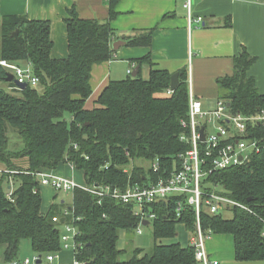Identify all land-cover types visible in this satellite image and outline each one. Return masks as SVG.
Masks as SVG:
<instances>
[{
	"label": "trees",
	"instance_id": "trees-1",
	"mask_svg": "<svg viewBox=\"0 0 264 264\" xmlns=\"http://www.w3.org/2000/svg\"><path fill=\"white\" fill-rule=\"evenodd\" d=\"M120 1L109 0L110 13L105 21L83 19L74 9L70 11L66 19L69 54L62 59L51 56L53 41L48 20L3 16L0 12L1 59L30 63L39 79L37 86L28 84L19 89L14 81H6L10 72L0 66V82L19 92L17 96L0 89V168L13 171L0 174V246H5V262L19 259L21 240L29 239L43 258L41 264H54L47 256L62 249L60 226L66 223L79 230L75 258L82 264L196 263L195 247L190 243L183 246L162 242L177 236L179 224L192 235L196 232L197 215L192 206H186L177 216L179 197L151 206L150 211L156 214L151 222L154 244L148 251L135 248L125 260L121 257L126 249L118 246L120 231H134L141 221L133 203L111 197L100 203L96 195L76 189L68 207L61 202L46 212L42 210L35 171L54 170L60 163L74 162L85 172L89 186L126 189L170 175L180 166L179 154L190 149L181 141V135L189 131L182 126V121L189 118L190 107L186 67L179 71V84L169 94L172 74L154 69L151 55L137 59L138 65L150 67L148 78L139 69L136 77L110 81L97 107L85 108L92 94L93 66L116 57L112 21L119 15L116 8ZM154 32L152 28L129 36L125 38L127 45L151 46ZM257 60L243 49L233 58L232 74L216 80L218 99L233 113L251 115L264 109V94L249 75ZM9 127L23 140L19 150L9 148ZM252 135L264 138V127L257 126ZM139 161L149 164L145 167ZM154 162L160 164V171L154 172ZM207 180L219 185L220 194L246 205L250 211L234 206L229 209L232 217L225 218L222 213L202 209V231L232 235L237 261L264 260V152L252 155L242 165L215 171ZM11 182L14 191L10 199Z\"/></svg>",
	"mask_w": 264,
	"mask_h": 264
},
{
	"label": "crops",
	"instance_id": "crops-1",
	"mask_svg": "<svg viewBox=\"0 0 264 264\" xmlns=\"http://www.w3.org/2000/svg\"><path fill=\"white\" fill-rule=\"evenodd\" d=\"M187 1L121 0L118 3L119 15L112 21L116 31L113 41L154 28L152 45H125L116 51L114 59L95 64L90 80L92 94L85 108L97 107L105 87L110 81L126 79L132 65L133 73L138 74L141 69L143 77V73L149 76L150 67L136 62L147 55H151L154 69L174 74L188 68L194 94L201 100L203 109L213 110L219 101L217 78L232 74L233 58L246 49L258 58L249 75L254 77L258 91L264 94V0H193L191 13L196 20L191 24ZM73 9L80 18L100 21L107 20L110 13L109 0H0L3 16H26L50 22L54 59L66 58L69 54L66 19ZM198 18L202 21L197 22ZM2 88L12 90L0 82ZM68 163L72 169L76 168L74 162ZM43 188L53 191L55 196L53 188ZM55 203L42 210L48 211ZM206 247L212 264H264V260L237 261L234 237L229 234L210 235ZM4 252L5 246L0 264L5 263Z\"/></svg>",
	"mask_w": 264,
	"mask_h": 264
},
{
	"label": "built area",
	"instance_id": "built-area-1",
	"mask_svg": "<svg viewBox=\"0 0 264 264\" xmlns=\"http://www.w3.org/2000/svg\"><path fill=\"white\" fill-rule=\"evenodd\" d=\"M193 0H188L186 7L189 11L190 24L196 20L191 13V4ZM198 18L197 22H201ZM0 66L12 73L20 83H27L32 86L39 84V79L35 75L32 65H20L15 62H9L1 59ZM134 65L128 69V75L133 74ZM173 90L170 89V94ZM190 107L189 118L182 121V126L188 128V133L181 135V141L190 145V149L179 154V168H175L170 175L161 177L155 182H150L145 186L130 185L126 189L119 187L112 188L109 185L89 186L79 184L72 178L58 175L49 169L35 171L33 175L39 181L41 187H51L55 191L68 193L76 189H83L96 195L101 203L106 197L120 200L123 203H133L135 205V215L139 216L141 221L137 228V233L142 234L144 221L149 225L156 214L150 211L153 204L166 201L170 197H179L181 200L176 209L177 216H181L186 206H192L197 215V229L190 240V244L195 247V264H212L207 247L206 237L212 233L205 234L202 231L200 215L202 209L211 214L223 213L231 207L238 206L245 210L250 209L228 196L220 194L217 189L218 184L210 183L207 179L215 171L225 170L234 166L244 164L252 155H258L264 152V138H257L252 135L257 126L264 127V109L258 112L245 115L241 112L233 113L226 106L225 102L219 100L213 110L203 109L201 100L194 94L190 87ZM213 123L217 132L208 133V125ZM204 129L205 140H202L201 130ZM77 147V146H75ZM242 155V159L240 156ZM160 164L154 162L152 168L154 172L160 171ZM108 168V166H106ZM125 172H128L126 169ZM13 173V171L0 168V174ZM38 189H35V192ZM14 188L13 183L8 187V197L11 199ZM65 214H69L65 211ZM66 233H62V244L66 249L71 248L75 253L77 249L76 237L79 230L73 224L64 223ZM70 242H73L71 245ZM57 254H50L47 260L51 263L57 258ZM39 255L36 254L33 259L24 260L14 259L3 264H36ZM73 264H82L76 258Z\"/></svg>",
	"mask_w": 264,
	"mask_h": 264
},
{
	"label": "rangeland",
	"instance_id": "rangeland-1",
	"mask_svg": "<svg viewBox=\"0 0 264 264\" xmlns=\"http://www.w3.org/2000/svg\"><path fill=\"white\" fill-rule=\"evenodd\" d=\"M145 75L144 78H148V74L143 73ZM191 85V84H190ZM13 95L19 96V92H16L15 90H11L10 92ZM208 133L215 134L217 132L215 125L213 123H210L208 125ZM9 136V148L13 150H19L23 147V140L20 137V135L12 128L9 127L8 131ZM141 165L147 167L149 163L139 161ZM55 173L62 176L72 177L75 181H77L79 184H86L85 179V172L82 169L75 168L72 169L71 164L68 162L60 163L56 169H54ZM221 190V189H219ZM40 193L42 197V207L48 208L50 204L54 201L56 203L65 202V205L69 206L72 203L73 200V194L71 192L64 193V192H55V196L53 191L47 190L43 187L40 188ZM223 217L225 218H231L233 213L229 210H226L222 213ZM60 230L62 233H66V228L64 227V224L60 226ZM143 233L138 234L137 229L134 231H126L121 230L120 231V238L118 242V246L121 249H126V253L121 257L122 259H128L132 256L133 251L135 248H141L145 251H148L152 248L154 244V237H153V230L152 226H143L142 227ZM213 235V234H211ZM192 234L189 233V231L185 228L183 224H179L177 226V236L174 238H168L164 239L162 242L164 243H173V242H179L183 246H187L190 243V240L192 238ZM208 241V238L206 237V243ZM71 245H73V242H70ZM3 246H0V262H2L3 259ZM37 253L33 249L32 243L29 239H22L20 243V248L18 252V258L20 260H24L25 258L33 259V257ZM58 256L53 262L54 264H73L75 257L73 255V249L72 246L69 249H66L64 247V244H62V249L56 253ZM46 262V258L44 259Z\"/></svg>",
	"mask_w": 264,
	"mask_h": 264
},
{
	"label": "water",
	"instance_id": "water-1",
	"mask_svg": "<svg viewBox=\"0 0 264 264\" xmlns=\"http://www.w3.org/2000/svg\"><path fill=\"white\" fill-rule=\"evenodd\" d=\"M18 34H19V31L17 30V31H15V33H13V36L16 37V36H18ZM127 44H128V41L125 39V37H122V38H120V39H118L112 43V48L114 51H118L121 47H123ZM137 70H138V67H137ZM132 76L136 77L137 74L133 73ZM6 81H8V82L14 81L19 89H24L27 87V83H20L17 79H15V77L12 73H9V75L6 78ZM178 84H179V72H176V73L172 74V76H171L170 88L172 90H175L177 88ZM201 135H202L201 136L202 140H205L204 129L201 130ZM240 159H242V155L240 156ZM62 222H64V219H62ZM143 224L145 226L149 225L148 221H144ZM42 262H43V258L41 255H39V259L36 261V264H41Z\"/></svg>",
	"mask_w": 264,
	"mask_h": 264
}]
</instances>
